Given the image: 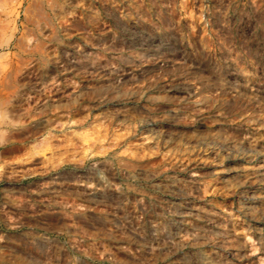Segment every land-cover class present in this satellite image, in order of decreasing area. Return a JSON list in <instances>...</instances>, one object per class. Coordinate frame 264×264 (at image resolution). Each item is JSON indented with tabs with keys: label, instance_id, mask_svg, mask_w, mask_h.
<instances>
[{
	"label": "rangeland",
	"instance_id": "374dc122",
	"mask_svg": "<svg viewBox=\"0 0 264 264\" xmlns=\"http://www.w3.org/2000/svg\"><path fill=\"white\" fill-rule=\"evenodd\" d=\"M44 263L264 264V0H0V264Z\"/></svg>",
	"mask_w": 264,
	"mask_h": 264
},
{
	"label": "bare ground",
	"instance_id": "6f19581e",
	"mask_svg": "<svg viewBox=\"0 0 264 264\" xmlns=\"http://www.w3.org/2000/svg\"><path fill=\"white\" fill-rule=\"evenodd\" d=\"M54 184L55 183H53L51 185H48V186H45V189H47V190L51 189L52 187H54ZM97 185L98 186L102 185V181L100 179H97ZM84 192H85L86 200L88 202L93 203L94 205L101 203V200L99 199L100 198V192L98 191V188L96 186L95 187H90V186L85 185L84 186ZM176 240L177 241H175V242L174 241L169 242L170 245L171 246L177 245V243H179L180 240H179V238H177Z\"/></svg>",
	"mask_w": 264,
	"mask_h": 264
}]
</instances>
